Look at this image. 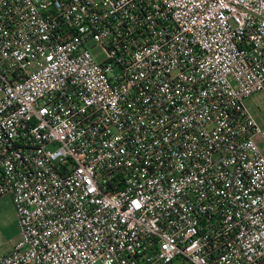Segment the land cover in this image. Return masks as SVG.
<instances>
[{"label":"built area","instance_id":"obj_1","mask_svg":"<svg viewBox=\"0 0 264 264\" xmlns=\"http://www.w3.org/2000/svg\"><path fill=\"white\" fill-rule=\"evenodd\" d=\"M257 92L264 0H0V264H264Z\"/></svg>","mask_w":264,"mask_h":264},{"label":"rangeland","instance_id":"obj_2","mask_svg":"<svg viewBox=\"0 0 264 264\" xmlns=\"http://www.w3.org/2000/svg\"><path fill=\"white\" fill-rule=\"evenodd\" d=\"M103 58L100 55L97 60ZM246 108L253 115L260 126L264 127V92H257L246 98ZM264 150V143L261 144ZM20 235L17 216L12 199L6 197L0 200V251L8 250L14 245Z\"/></svg>","mask_w":264,"mask_h":264}]
</instances>
